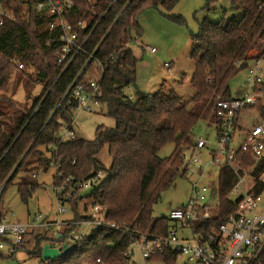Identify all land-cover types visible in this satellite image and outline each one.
I'll return each instance as SVG.
<instances>
[{
	"label": "trees",
	"instance_id": "trees-1",
	"mask_svg": "<svg viewBox=\"0 0 264 264\" xmlns=\"http://www.w3.org/2000/svg\"><path fill=\"white\" fill-rule=\"evenodd\" d=\"M39 1L44 0H29V4L32 6ZM59 1L71 5L65 8L63 17L73 32L79 34L81 42L85 41L83 49L65 71V64L59 58L65 44L61 41L62 31L49 28L54 19H39L31 12L27 20L22 0H0V6L4 4L13 15L0 26V190L15 171L3 188L0 204L3 193L20 173L47 172L55 163L59 171L54 184L58 185L60 174L82 181L105 172L106 177L98 188L70 203L71 220H85L91 206L97 205L104 209L106 220L119 229H93L68 256L46 262L127 264L124 253L131 245L132 236H167L177 226L169 215L155 218L154 205L174 186L178 177L189 172L186 155L194 146L197 124L211 121L215 125L216 102L231 98V80L245 70L248 61L264 58V0H229L233 9L242 11L240 19L231 17L213 23L207 17L201 22L199 34L193 36L190 55L195 72L191 80L194 94L189 100L174 90L126 93L127 88L136 84L138 60L131 49V34L136 31L141 37L139 15L150 9L171 12L181 0ZM215 1L208 0V6ZM168 17L184 24L182 18L171 14ZM80 23H85V27ZM18 62L35 73L19 69ZM94 64L101 70V113L107 110L116 125L110 129L99 128L95 141L76 139L60 143L61 129L73 120L69 97L64 96L84 68L79 80L93 78L90 71ZM14 71L23 74L20 81L24 78L27 88L43 87L30 106L19 105L8 97ZM257 114L264 120V107L257 106ZM169 143L175 145V150L170 157L162 158L159 153ZM103 152L110 159L107 168L100 158ZM238 157L244 161L246 169H253L258 183L256 190L263 192L259 176L264 170V160L257 163L242 152ZM217 178L219 203L214 217L193 226V232L203 237L216 231L237 210L228 198L239 181L232 166L224 165L217 170ZM35 188L27 178L18 185L24 203ZM76 228L72 226L62 231L61 239L54 234L38 235L33 255L41 258L46 243H61ZM260 259V264H264V252ZM154 261L167 260L158 257Z\"/></svg>",
	"mask_w": 264,
	"mask_h": 264
},
{
	"label": "built area",
	"instance_id": "built-area-1",
	"mask_svg": "<svg viewBox=\"0 0 264 264\" xmlns=\"http://www.w3.org/2000/svg\"><path fill=\"white\" fill-rule=\"evenodd\" d=\"M22 1L25 3V19L28 20L30 13L33 12L39 19H54L49 23L50 30L61 29V41L65 44L59 58L60 62L65 64V71L85 44V41L81 42L79 34L73 32L63 17L65 8L71 5L59 0H44L31 6L29 0ZM8 18L12 19L13 15L2 4L0 6V26ZM80 25L85 27V23H80ZM150 50L153 54L156 52L154 48ZM92 58L93 55L88 63ZM16 64L19 69H24L23 64L19 62ZM84 69L64 96V98L69 97L73 120L61 129L60 143L78 139L74 131L77 115L83 112L98 113L103 108L101 80L100 78H89L87 81H80ZM245 70L247 80L241 85L243 90L232 93L228 100L216 102L214 139L199 138L197 140L193 138L194 146L189 152L187 167L196 176V181L192 184L187 205L174 209L169 214L171 221L177 226L173 227L167 236L152 234L132 236L131 245L124 253L127 264H135L133 261L135 249L149 264H169L172 261L175 264H260V258L264 252V190L261 193L256 190L258 183L253 176V169H246L247 166L239 159L238 153L249 154V157L257 163L264 160V120L259 118V121L253 123L251 128L245 132L240 144L237 145L235 139L237 132H241L239 123L245 111H249L248 107H253L252 111L255 114H257V106L264 107V58H254L248 61ZM53 149L55 150L56 147ZM204 153L205 158H203ZM224 165L232 166L239 178L237 185L228 196L237 210L216 231L203 237L193 232V226L196 222L211 220L219 203L218 179L210 182H205L204 179L214 168L219 170ZM52 166L56 168L57 173L59 165L53 163ZM105 177V172H99L86 180L76 181L72 177L60 174V183L54 184L59 205L58 219L45 222L43 221L44 216L38 214L34 223L31 224L0 222V250L6 248L3 243L5 241L10 254H16L24 244L28 233L35 228L45 229L62 238V231L65 229L72 226H84L83 232H77L76 229L71 230L63 242H56L58 247L63 244L74 247L86 240L93 229L118 230L116 224L106 220L104 209L97 205L91 206L88 218L83 221L60 220V217L67 212L66 204L74 202L77 197L87 195L89 190L93 191L98 188ZM259 182L264 188V170L259 176ZM1 193L0 190V197ZM185 231H189L191 236L187 237L184 234ZM158 257H165L167 263L155 262L154 260Z\"/></svg>",
	"mask_w": 264,
	"mask_h": 264
},
{
	"label": "rangeland",
	"instance_id": "rangeland-1",
	"mask_svg": "<svg viewBox=\"0 0 264 264\" xmlns=\"http://www.w3.org/2000/svg\"><path fill=\"white\" fill-rule=\"evenodd\" d=\"M170 14L182 18L184 24H179L173 18L168 17ZM207 17L211 22L219 23L231 17L240 19L242 11L233 9L229 0H216L210 6H208V0H181L171 12L164 9H150L142 12L138 18L139 29L142 31L141 37L137 36L136 31H132L131 34L133 38L131 49L138 60L136 84L127 88L126 93L133 95L138 90L144 94H154L159 90H164L165 93L166 91L174 90L179 93L180 97L189 100L194 91L191 87V80L195 72V64L190 56L193 49V36L199 34L200 24ZM152 48L156 50L154 54L150 50ZM23 70L27 73H35L29 67H24ZM22 75L21 72H13L8 97L19 105L30 106L33 100L40 96L43 87L35 85L32 88H27L24 78L20 81ZM90 75L96 79L100 78V67L94 64ZM246 80L247 71L239 72L231 80V92L235 94L242 91L241 85ZM19 81L21 83L17 87ZM14 90L15 94H13ZM257 121H259V117L255 112L252 110L245 111L242 121L239 123L241 132H237L235 139L237 145L244 138L245 132ZM213 123L211 121L198 123L194 130L195 138L197 140L199 138L214 139L216 127ZM115 125V119L107 113V110L103 109V113L101 111L98 113L83 112L77 115L74 131L78 139L91 142L95 141L99 128L110 129L114 128ZM174 150L175 145L169 143L160 151L159 155L162 158H167L173 154ZM205 157L204 153L203 158ZM100 158L104 168H107L110 159L106 152H103ZM189 158L190 153L188 152L186 163ZM55 176L56 168L54 166H51L47 172L38 170L29 174L20 173L13 183L7 187L2 196L0 211L4 222L31 224L34 223L38 214L44 216L43 221L45 222L56 221L58 219L59 205L54 189ZM195 177L190 171L185 176L178 177L174 186L164 192L161 199L154 205V217H167L172 210L187 205L191 195L192 184L196 181ZM26 178L28 182L34 183L36 188L32 191L28 202L24 203L19 194L18 185ZM217 179V169L214 168L204 181L210 182ZM91 192L92 190H89L87 195ZM65 207L67 212L60 217L61 221H66L73 217V210L70 204H66ZM12 214L14 215L12 216ZM84 230L83 225L76 228L77 232H83ZM40 234L51 236L53 233L40 228L32 229L28 233L24 244L14 256L10 254L9 248H7V244L4 241L6 248L2 251L0 250V264H47L41 258L33 255L36 249L35 240ZM184 234L187 237L191 236L189 231H185ZM133 261L135 264H149L142 258L137 249H135Z\"/></svg>",
	"mask_w": 264,
	"mask_h": 264
},
{
	"label": "water",
	"instance_id": "water-1",
	"mask_svg": "<svg viewBox=\"0 0 264 264\" xmlns=\"http://www.w3.org/2000/svg\"><path fill=\"white\" fill-rule=\"evenodd\" d=\"M14 172L12 173V175L8 178V180L2 187L1 192L3 191V188L5 187V185L12 178ZM58 238L61 239V236H59ZM73 250H74V247L68 244H63L62 246L58 247L55 243L48 242L42 248L41 259L45 262L58 260V259L68 256Z\"/></svg>",
	"mask_w": 264,
	"mask_h": 264
},
{
	"label": "crops",
	"instance_id": "crops-1",
	"mask_svg": "<svg viewBox=\"0 0 264 264\" xmlns=\"http://www.w3.org/2000/svg\"><path fill=\"white\" fill-rule=\"evenodd\" d=\"M135 55V54H134ZM177 93V92H176ZM179 94V93H178ZM193 94H194V91H193V93H192V95H191V97L193 96ZM3 221H4V219H3ZM29 222V221H28Z\"/></svg>",
	"mask_w": 264,
	"mask_h": 264
}]
</instances>
